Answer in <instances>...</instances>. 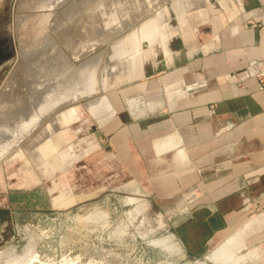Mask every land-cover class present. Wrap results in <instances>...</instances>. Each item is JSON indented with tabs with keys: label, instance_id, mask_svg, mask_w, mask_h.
Segmentation results:
<instances>
[{
	"label": "crops",
	"instance_id": "crops-1",
	"mask_svg": "<svg viewBox=\"0 0 264 264\" xmlns=\"http://www.w3.org/2000/svg\"><path fill=\"white\" fill-rule=\"evenodd\" d=\"M168 1L177 14L150 22L143 83L113 93V120L97 109L109 128L98 143L132 174L129 186L207 209L212 235L262 223L254 243L264 264V0Z\"/></svg>",
	"mask_w": 264,
	"mask_h": 264
},
{
	"label": "rangeland",
	"instance_id": "rangeland-1",
	"mask_svg": "<svg viewBox=\"0 0 264 264\" xmlns=\"http://www.w3.org/2000/svg\"><path fill=\"white\" fill-rule=\"evenodd\" d=\"M117 1L114 0L115 4L112 0H82V3L81 0L9 1V18L15 29L16 49L9 60L0 65V118L5 116L4 102L10 98L21 80L20 54L35 52L34 56H41L38 59L47 58L43 56L47 49H41V46L39 50L35 48L37 44L39 46L45 43L48 38L58 47L49 56L51 59L48 57L50 61L47 63L50 67H55L57 62L59 66L69 65L67 69L70 70L71 65L75 68L82 60L87 58V61L96 56L101 57V63L98 65L94 83L87 84L91 86L88 88L93 93L88 98L67 105L70 106L68 108H59L44 116L41 122L44 128L39 133L33 132L17 143L14 142V136L10 137L8 132L3 131L0 139V148L4 149L0 157V250L13 245L19 239L20 234L15 229L19 223L25 225L33 235L31 237L38 252L58 253L62 246L61 238L70 235L71 231H78L81 226L74 220L76 215L82 213L78 204L88 200L99 206L103 202L107 204L109 213L120 218L127 234H133L131 228L134 221L130 219V213L135 209L139 213L135 218L138 225L145 217L157 218L162 224L168 221L170 226L187 223L183 227V234L189 247H193L190 235L198 232L200 248L197 249L212 250V253L207 254L213 260L212 264H258V250L254 241L258 226L262 223L258 224L254 220L247 228L244 227L245 232L242 234V228L238 227L239 230L227 235V230L212 235L205 220L209 213L207 209H181L177 203L179 198L182 199L181 194L164 199L158 195L152 196L148 190L146 192L145 189L129 186L127 181L132 174L128 170H121L118 162H114L109 156L108 150H103L98 143L97 136L100 135H96V132L108 133L109 128L103 122V117L98 116L97 109L100 105L107 106L104 119L113 120L112 113L116 110L111 98L113 93L127 89L135 81L141 80V83L149 73L150 61H146V55L152 51L149 30L154 27L150 22L157 20L160 25L164 19H161L162 16L165 17L170 10L176 13L178 5L176 1L169 3L168 0H132V3ZM72 10L73 14H70ZM79 39H87L88 43L78 47L76 43ZM68 44L77 45L73 48L74 54L72 49L68 52ZM86 52L88 56L85 55ZM29 63L25 73L29 71L33 77L36 70H31L33 64L31 61ZM10 73V80L6 82ZM41 81L38 79L32 83L29 91L22 89L25 93L21 98L24 105L19 108L15 106L16 109L12 111L9 109L8 116H16L17 110L23 111L24 117L29 116L28 112L33 108L31 105H35L32 104L34 99L30 97L34 95L35 89L40 90L35 97L38 106L58 86L57 81L43 85L40 84ZM43 95L46 96L42 98ZM3 100L5 101L2 102ZM68 110L73 111L70 118H66ZM4 140L10 143H5ZM75 157L77 159L73 160ZM54 161L56 167L53 166ZM57 196L65 197L64 204H75L71 210L73 213L65 209L68 205L54 204L53 200ZM152 201L154 203L149 204ZM152 206L153 213L150 214L148 207ZM210 236L212 245L209 246L206 242Z\"/></svg>",
	"mask_w": 264,
	"mask_h": 264
},
{
	"label": "flooded vegetation",
	"instance_id": "flooded-vegetation-1",
	"mask_svg": "<svg viewBox=\"0 0 264 264\" xmlns=\"http://www.w3.org/2000/svg\"><path fill=\"white\" fill-rule=\"evenodd\" d=\"M9 1L0 0V65L8 61L16 49L15 29L9 18ZM74 206L71 203L65 209L71 211ZM78 206L82 213L74 220L81 226L78 231H71L70 235L61 238L62 246L58 253L38 252L31 237L33 235L25 225L17 224L15 229L20 234L18 240L23 244L22 252L30 257L31 264H212L213 260L207 256L212 250L197 249L200 248L198 232L189 234L193 245L189 247L183 234L187 223L170 226L168 221L162 224L157 218L145 217L138 225L135 218L139 213L134 209L130 213V219L134 221L131 228L133 234H127L120 218L113 217L104 202L99 206L84 200ZM153 208L148 207L150 214ZM206 222L212 232V218ZM206 243L212 245V236Z\"/></svg>",
	"mask_w": 264,
	"mask_h": 264
},
{
	"label": "bare ground",
	"instance_id": "bare-ground-1",
	"mask_svg": "<svg viewBox=\"0 0 264 264\" xmlns=\"http://www.w3.org/2000/svg\"><path fill=\"white\" fill-rule=\"evenodd\" d=\"M107 1H109V0H107ZM112 1H113L112 3L115 4L114 0H112ZM115 1H117V0H115ZM125 1H127L126 3H128V2L132 3V0H129V1L125 0ZM133 1L135 2V0H133ZM80 3H82V0H81ZM128 5H127V8H128ZM78 6H79V4H78ZM130 6H131V4H130ZM99 9H101V8H99ZM124 9H126V8H124ZM71 12H70V14H73V10ZM128 13H130V12H128ZM95 14H96V12H95ZM98 16H99V14L97 15V17ZM66 36H67V32L64 33V38H66ZM45 41H46V38H45ZM85 42H87V39L86 40L85 39H83V40L79 39L76 44H78V47H81L82 44L85 43ZM42 45H44V46H42ZM42 45L38 46V44H37L36 45L37 47L35 48V50L36 49L39 50L40 46H41V49H47V53H45L43 55L44 57L47 56V58L51 55L52 51H54L56 48L58 49V47H56V44L54 42H51L49 38ZM68 45H69V46H67L68 52H69L70 49H72L73 53L72 52L71 53L74 54V50L75 49H73V48H75L77 45H75V46H73L72 44H68ZM83 45H85V44H83ZM27 52H23V53L21 52L22 54H20V56H19V61H22L21 68L19 70V74L21 75L20 76L21 80L19 81L16 89L11 94L10 98L8 100H6L8 98V95H7V97L5 98L6 101L5 100L2 101V102L5 101L4 103L6 105V108H3L4 109L3 110V114H5V116L0 118V139L2 137L3 131L8 132L10 134L9 135L10 137L14 136L13 138H16V140L21 139V137H23L25 134H28L32 129H35L34 130V134H36L37 132L39 133V131L42 128H44L42 126V123L39 124V121H40V119L42 117L46 116L49 113L51 114L53 111H55V110H57L59 108L66 107L67 105L64 104L65 101L74 100L75 98H79V97L83 96L84 94L90 93L91 90H89L88 87L91 88V86H87L86 84H88L89 82L90 83L91 82L94 83V81L96 79L97 71H98V65L101 63V57H97L96 56L94 58H91V59L87 60L88 61L87 62V61H85L87 58L83 54V56L86 59L82 60L84 58L81 57L82 61L78 60V61H81V62L79 64H77L75 68L71 65V68L69 70V68L67 69V66H69V65L64 64V65L59 66L57 62H56V64H54L55 67H50V64L47 63V61H50V59H51L50 57H49L50 59L49 58L48 59L47 58L38 59V57H41V56H39V54L34 56L33 53H35V52H31V53H27ZM78 52H79V48H78ZM87 53L88 52H86L85 55ZM58 54H61V53L59 52ZM76 55H77V53H76ZM57 56H59V55H57ZM86 56H88V55H86ZM30 61L33 64V67H34V68L32 67L31 70H33V69L36 70L35 71L36 74L34 73L33 77L31 76V74H29V71L27 72L28 74L25 73V71H27V69H28V65H30V63H29ZM41 61H43V62H41ZM51 61H53V60H51ZM65 63H67V62H65ZM62 66H63V68H62ZM72 67H73V71H72ZM28 75H30L31 77H29ZM10 76H11V73L9 74L8 79L5 80L6 82H8L10 80ZM15 77L17 78L16 75H15ZM38 79L42 80L40 82V84H42V85L46 84V83H53V82L57 81L56 84H58V86L50 93V97L42 99L38 106H37L38 101H37V98H35V97L38 95L40 90H39V88L35 89L34 95L30 96L31 99H34L33 101L31 100L32 104H35V105H31V106H33V108H32V111L28 112V113H30L29 116L24 117L23 116L24 115L23 111H19V110L16 111V113H15L16 116H14V115L13 116H8V112L10 113V110L12 111V110L16 109V107L19 108L20 106L24 105L23 100L21 98L24 96L25 93L23 92L22 89L25 88L27 91H29L30 88H31V84L34 83ZM73 79H74V81H73ZM14 80L16 81V79H14ZM30 81H32V82H30ZM13 83H15V82H13ZM7 89H9V88H7ZM10 89H11V86H10ZM3 90H4V88H3ZM33 91H34V88H33ZM3 92L4 91H2V93ZM6 94H5V96H6ZM47 94H49V90H47ZM45 96L46 95H43L42 98L45 97ZM1 99H4V98H1ZM21 103H23V104H21ZM68 107H70V106H67L66 108H68ZM94 108H96V107H94ZM16 124H19V126H17V127L14 126ZM20 125H21V127H20ZM46 126L48 127V125H46ZM8 128H10V129L15 128L17 130L14 131V130H10ZM5 137H7V136L5 135ZM7 138H9V137H7ZM37 138H39V137H37ZM16 140L14 142H16ZM4 141H5V143H10V141H6V140H4ZM3 153H4V149H3V147H1L0 148V157H1V155H3Z\"/></svg>",
	"mask_w": 264,
	"mask_h": 264
},
{
	"label": "water",
	"instance_id": "water-1",
	"mask_svg": "<svg viewBox=\"0 0 264 264\" xmlns=\"http://www.w3.org/2000/svg\"><path fill=\"white\" fill-rule=\"evenodd\" d=\"M249 72L251 74H256L259 72V69H257L256 67H253L249 69ZM92 93L93 91H90V93L84 94L83 96L79 98H75L74 100L65 101L64 104L70 105L74 101L88 98ZM43 119L44 117L40 119L39 124L43 122ZM34 130L35 129H32L28 134H25L23 137H21V139L16 140V142L19 143L21 140L28 137L31 133L34 132ZM97 134L100 135L101 132L97 131ZM22 250H24L22 242H20L19 240H15L13 245L0 250V264H31L30 257H28V255H25V253L22 252Z\"/></svg>",
	"mask_w": 264,
	"mask_h": 264
},
{
	"label": "built area",
	"instance_id": "built-area-1",
	"mask_svg": "<svg viewBox=\"0 0 264 264\" xmlns=\"http://www.w3.org/2000/svg\"><path fill=\"white\" fill-rule=\"evenodd\" d=\"M260 81H261V82H260V87H261V88H264V78H261Z\"/></svg>",
	"mask_w": 264,
	"mask_h": 264
}]
</instances>
